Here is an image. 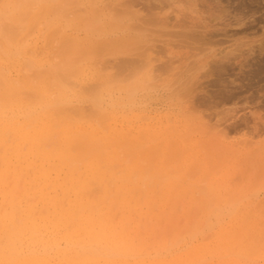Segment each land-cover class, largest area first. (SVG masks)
Segmentation results:
<instances>
[{"label": "rangeland", "instance_id": "1", "mask_svg": "<svg viewBox=\"0 0 264 264\" xmlns=\"http://www.w3.org/2000/svg\"><path fill=\"white\" fill-rule=\"evenodd\" d=\"M20 1L0 0V20L6 22L15 16L12 21L9 20L11 23L8 25L12 24L13 27L16 23L13 29L19 32L15 37L13 35V39H8L11 30L8 31L4 26L7 23L2 25L3 21H0L1 27L4 26L5 31H8L5 32L8 36L3 38L10 41V44L6 41L5 44L3 40L0 47L5 53L2 55L3 52L0 51L2 57L0 72L9 80L6 89H16V86L19 88L15 90L19 93L16 98L10 100V105L0 107V240L5 242L12 235L9 228L7 230L4 228L6 219L3 217L6 214L8 215L5 216L6 218H15L14 221L18 223L21 214L17 210L21 206L25 211L30 210L33 218H40L38 220L46 222L47 230L39 234L41 242L38 245H50L60 239L61 244L63 238L69 237L74 244L80 239H90V236L101 237L104 240L106 227L108 231L110 230L106 234L114 237L113 247L117 246L118 253L123 255L120 256V260H115L120 264H264V51L260 53L257 50L261 43L264 44V41L261 42L264 40V21L259 22V18L264 16V0L191 1L197 5V16L201 19V23L203 25L207 21L209 23L204 33L212 35L216 33L213 38L216 36L218 39L214 40L221 41L209 48L212 57L209 54L207 60L208 70L210 64H217L219 60L218 64L224 65L222 66L225 67V71L220 77L213 75L210 77L208 71L204 69L206 64L197 70L198 75L194 74L196 81L194 80L191 87L193 91L190 90L187 95L174 94L170 87L175 76L169 73L178 72L179 74L176 75L181 74V76H178L177 81H183L187 75L196 71L194 67L197 69L200 65L195 66L197 56L200 55V58L205 55V52L198 51V47L201 48L199 44L192 42L188 44L176 38L170 39V43L167 41L150 43V47L142 53L143 56L140 55L143 57L140 59L148 60L141 69L127 71L118 69L116 65L122 58L121 55L111 54L114 55H110L109 58L112 59L105 58L104 61L102 58L98 59L96 55L94 57L89 55L84 57L85 60L78 59L79 61L75 60L77 62L72 61L73 64L68 63L75 67L79 62L80 67L75 69L74 75L67 77L66 80L71 83L66 80L64 82L68 83L66 92L71 96L68 101L71 103L66 105L69 106L67 112L64 109L59 114L50 101V98L57 93L50 85L51 76L58 72L57 67L62 62L61 57L64 60L66 56L62 52L65 49L58 46L59 36L77 38L76 43L82 39L78 43L82 44L84 41L81 47L87 49H91L87 45H91L93 40L95 41L92 45H97L100 43L98 39L106 38L109 41L107 38L111 40L115 38L114 41H117L120 36V39L124 37L128 39L133 35L129 26L137 23L138 17L146 14L149 8L148 11L154 14L158 11L161 15H168L170 27V24L174 23L172 21L175 16L179 14L172 4L176 0H170L171 2L168 0H165L166 2L163 0H78V2L74 0L72 4L66 6L65 13L62 14L57 12L50 14V11L44 12L41 9L46 6L55 10L56 4L58 6L60 2L64 3L62 0H49L47 3L50 5L46 0H39L41 3L37 0H22V4ZM182 1L184 4L185 0ZM182 1L178 0L174 5ZM216 1H219L220 5ZM18 2H20L19 7ZM32 2L41 5H36L35 8ZM214 2L225 12H218ZM12 4L16 9L12 8ZM120 6L125 7L126 11L129 8L127 11L129 15L126 16L128 18L117 16L116 11ZM107 7L112 10L108 9V12ZM158 7L162 8L158 9ZM4 9L8 16L3 14ZM17 9L23 20L18 16ZM90 9L98 16L99 21L95 24L96 32L89 30L90 27L84 22L86 17L88 19V16L93 15ZM214 11L221 17L217 16L214 19L211 15ZM253 12L255 13L252 14ZM244 14H247L246 17L243 16ZM179 15L183 16L181 13ZM181 17L179 16L180 20ZM237 18L241 19L235 23ZM68 19L73 20L70 22ZM19 20L25 21L24 25ZM82 22L85 24L83 25ZM123 25L124 28H121L120 26ZM1 27L0 33L4 32ZM250 27L256 29V34L242 39L243 48L237 46L240 51L235 49L234 43L238 44L241 41L235 42L238 37H230V35ZM200 29L197 31H201ZM103 33L106 35L104 36ZM78 43L77 45H80ZM249 44L254 48L250 53L245 51L244 46L246 45L247 48ZM193 45L198 46H196L197 50ZM10 46L11 48H8ZM230 51H232L231 55ZM241 52L244 57L241 56ZM185 55L188 56L186 60ZM234 55L240 56L237 58ZM24 60L32 64L28 61L24 63ZM182 60L183 64H181ZM221 60H224L223 63ZM56 62L57 64L59 62V65H56ZM28 64L37 66L38 69L35 70L37 69L38 72L33 71L31 66L29 67L31 70L25 67ZM163 65L172 68L175 65L177 68L176 71L174 68L173 71L168 68L166 70ZM162 67L163 69L160 70ZM186 67L191 69L186 71L188 69ZM188 71L194 72L188 73ZM187 78L188 76L185 79ZM129 86H137L135 90L133 89L135 93L130 96L126 92ZM3 87L2 89L0 87V94L4 90ZM39 91L46 97L44 102L40 100L42 97L34 100L36 94L40 97ZM92 97L99 99L97 106L92 105L94 100ZM98 112H104V116ZM198 129L199 131H196ZM219 130L226 133L223 132L226 138L221 134L222 132L219 133ZM186 132L191 133V136ZM213 134L214 136L217 134L218 137L221 134V136L217 140ZM181 136L187 143L182 142ZM244 140L249 142L248 147L242 146ZM129 142L132 146H129ZM136 142V145H139L137 147L140 148L138 150H135ZM216 142L223 147L220 148ZM232 145H235L236 151L231 147ZM229 146L227 153L223 148ZM206 151L212 152L207 154ZM207 155L210 157L204 159ZM153 170L156 172L154 173ZM159 172L161 176L163 175L161 179ZM13 210H16L15 213ZM6 211L8 213H5ZM43 217L45 219L42 220ZM30 231L29 228L26 230L24 242L26 245L32 243V246H35L33 240L35 235ZM50 231L53 232L52 235L56 240L49 235ZM11 243L13 246L17 244L15 240ZM64 247L63 243L59 247L52 245L51 252L56 254ZM108 250L115 251L112 247ZM134 255L135 261L132 259ZM136 255L140 256V259L136 258ZM147 255L148 259L145 257ZM1 261L0 259V264ZM59 261L60 264L69 262V260L54 259L55 263Z\"/></svg>", "mask_w": 264, "mask_h": 264}, {"label": "bare ground", "instance_id": "2", "mask_svg": "<svg viewBox=\"0 0 264 264\" xmlns=\"http://www.w3.org/2000/svg\"><path fill=\"white\" fill-rule=\"evenodd\" d=\"M15 1V0H14ZM20 1V0H19ZM22 1V0H21ZM20 1V2H21ZM32 1V0H31ZM33 1H35V0H33ZM37 1H39V0H37ZM41 1H43V0H41ZM49 0H46V3L48 2ZM61 1V0H60ZM59 1V2H60ZM62 1H64V3L63 2H60L61 4H59L58 6H56L55 5V7L56 8H54L55 10H53V8H49V7H46V6H44L45 8H41V9H43L44 10V12H47V11H50V14L51 13H56L57 12V14L59 13V14H62L64 11H65V9H66V6L67 5H69L71 2L73 3L74 2V0H62ZM90 1V0H89ZM150 1V0H149ZM163 1H165V0H163ZM168 1H170V0H168ZM171 1H173V0H171ZM170 1V2H171ZM176 1H178V0H176ZM176 1H173V6H175V9L178 11V13L180 14H183V16L181 17V15H179L177 12H176V14H178L182 19L180 20V18H179V16L178 15H176L175 16V19L172 21V22H174L173 24H170V27H169V22H170V20H169V17H168V15L167 16H164V15H161L158 11H157V13H155L154 14V12H151V11H146L147 13L146 14H143V15H141V16H139L138 17V19L136 20V22L137 23H133L132 24V26H129V28H130V31L133 33V35H131V37H129L130 36V34H129V36H127V37H129L128 39L126 38L125 39V37H124V39L122 38V39H120L121 38V36H120V38H118V40L116 41H114V39L115 38H113V40H111L110 38H107V39H109V41L108 40H106V38L103 40V39H96V42L98 41V42H100V43H98L97 45H92L93 44V42L95 41V40H93V42L91 43V45H87V47L88 48H90L91 47V49H87L86 47L85 48H82L81 47V45L82 44H84L83 42H82V44H80V43H78V42H80L79 40H78V44H80V45H77V43H76V41L77 40H75V39H77V38H73V39H71L70 37H64V38H62L61 36H59L58 38H60V39H57L58 40V46H60L61 48H63V49H65L64 51H62L63 53H65V55L66 56H64L65 57V59L64 60H62V57H61V61L62 62H60V60H59V62L61 63L60 64V66H56L57 68H59V70H58V72H57V70H56V74L55 75H53V76H51V74H49L52 78L53 77H55L54 79H52L51 78V80H50V85H52V89L53 88H55L56 89V91H57V93L55 94V95H53L51 98H50V101H51V104L53 103V106H55L56 107V109H55V111L56 112H58V114L59 113H61V111H64V109H66V112L68 111L67 109H68V107L66 106V105H68L67 103H69L68 101H69V94L66 92L67 91V89H68V83H64V82H66L68 79H67V77H69V76H72V75H74V73H75V69L76 68H78V64H79V62L77 63V66H75V67H73V65L71 66L70 64H71V62L72 61H75V60H77V61H79V60H83L84 59V57H86V56H88L89 57V55H93V57H94V55H96L97 56V58L98 59H101L102 58V60L104 61V59L105 58H109L110 57V55L111 54H114V55H121L122 56V58L119 60V61H117V62H119L117 65H116V67L118 68V69H120V70H122V71H127V70H135V69H141L144 65H146V61H148V60H142V59H140V58H143V57H141L140 55H142V53H144L145 51H146V48L148 49V47H150V43H155V42H157V41H167V43H170V39H174V38H176V39H179V40H182V41H186L185 43H190V42H192L193 44L195 43V44H199L200 46H201V48H199L197 45V47H198V51L200 52L201 51V53H204L205 52V55L204 56H202V57H200L199 58V56H197L198 58L196 59V64H195V66L197 67V65L198 64H200L199 66H198V68L196 69L195 67H194V71L196 70H200V68L202 67L203 68V66H205L206 64H207V60H208V58H209V54H210V51H209V48L211 47V46H215L216 44H219V43H221V41L220 40H214L215 38L216 39H218L216 36H215V38H213L214 36L213 35H216V33H214L213 35L212 34H205L204 32H206V30H205V28H206V25L208 24V26H209V23H208V21L203 25L201 22V19H199L198 18V10H197V5H195L194 3H192L191 1L192 0H185V1H187V2H185L184 1V4H182L183 3V1L182 2H180V3H178V4H175L174 5V3L176 2ZM207 1V0H206ZM250 1V0H249ZM20 2H18V7H19V3ZM40 2V1H39ZM56 2V1H55ZM77 2H78V0H77ZM94 2V1H93ZM127 2V1H126ZM125 2V3H126ZM137 2V1H136ZM166 2V1H165ZM170 2H167V3H170ZM193 2H195V1H193ZM217 2V1H216ZM216 2H214V4L215 5H217L216 4ZM219 2V1H218ZM217 2V3H218ZM229 2V1H228ZM250 2H252V1H250ZM23 2H21L20 4H22ZM34 2H32V4H33ZM36 3V2H35ZM41 3V2H40ZM39 3V4H40ZM54 3V2H53ZM71 3V4H72ZM90 3V2H89ZM161 3H162V1H161ZM166 3V4H167ZM177 3V2H176ZM14 4V3H13ZM12 4V5H13ZM38 3H36V4H33L34 5V7L36 8L37 6L36 5H39ZM48 4V3H47ZM99 4V3H98ZM115 4V3H114ZM118 4H121V3H118ZM126 4H128V2L126 3ZM163 4H165V3H163ZM213 4V3H212ZM211 4V5H212ZM219 4V3H218ZM243 4V3H242ZM252 4V3H251ZM41 5V4H40ZM45 5V4H44ZM48 5H50V4H48ZM47 5V6H48ZM78 5V4H77ZM124 5V4H123ZM185 5V6H184ZM215 5H212V6H215ZM220 5V4H219ZM222 5V4H221ZM54 6V5H53ZM91 6V5H90ZM115 6V5H114ZM157 6V5H156ZM172 6V7H173ZM3 7V6H2ZM39 8H40V6H38ZM42 7V6H41ZM73 7V6H72ZM78 7V6H77ZM104 7V6H103ZM148 7V6H147ZM171 7V8H172ZM209 7H211V6H209ZM216 7V6H215ZM219 6L217 5V8H218ZM243 7V6H242ZM12 8H15L16 9V6L14 7V5H13V7ZM79 8V7H78ZM89 8V7H88ZM112 8H114V7H112ZM125 8V7H124ZM122 6H120V8L116 11V13H117V16H128L129 14H128V12L127 11H129V8H128V10L126 11V9H124ZM160 7H158V9H159ZM162 8V7H161ZM160 8V9H161ZM217 8H213L215 11L217 10ZM11 9V8H10ZM73 9V8H72ZM82 9V8H81ZM92 9V8H91ZM91 9H90V11H91ZM97 9H101V8H97ZM105 9V8H104ZM108 9H110V8H108L107 7V11H108ZM115 9V8H114ZM173 9V8H172ZM212 9V8H211ZM242 9V8H241ZM5 10V9H4ZM34 10V8L32 9V11ZM68 10V9H67ZM75 10H77V9H75ZM84 10V9H83ZM110 10H112V9H110ZM132 10V9H131ZM131 10H130V12H131ZM207 10H209V9H207ZM244 10V9H243ZM7 11H9V10H7ZM17 11H18V9H17ZM16 11V12H17ZM72 11V10H71ZM210 11V10H209ZM215 11H214V15L213 14H211L212 15V17L214 18V19H216L217 18V16H218V14L216 13L215 14ZM218 12H225V10H223V9H219L218 8V10H217ZM236 11H238V9L236 10ZM5 12H6V10L4 11V15H7V14H5ZM42 12V11H41ZM68 12V11H67ZM86 12V11H85ZM89 12V11H88ZM92 12V16L90 15V16H88L89 18L88 19H84V22L86 23V26H88V27H90V29L89 30H94L95 32H96V28H97V26L95 25L96 24V22L97 21H99V20H97V15H95V12H93V10L91 11ZM100 12V11H99ZM103 12V11H102ZM109 12V11H108ZM201 12V11H200ZM212 12V11H211ZM240 12V11H239ZM250 12V11H249ZM7 13V12H6ZM13 13H15V12H13ZM13 13H11V14H13ZM65 13V12H64ZM69 13H70V10H69ZM74 13H76V12H74ZM105 13V12H104ZM111 13V12H110ZM165 13V12H164ZM255 12H253L252 14H254ZM18 16L19 17H21V14H20V12L18 11ZM34 14H35V12H34ZM39 14V13H38ZM37 14V15H38ZM49 14V13H48ZM67 14V13H66ZM222 14V13H221ZM220 14V15H221ZM251 14V13H250ZM3 15V16H4ZM10 15V14H9ZM16 15V14H15ZM45 15V14H44ZM56 15V14H55ZM77 15V14H76ZM99 15H100V13H99ZM104 15V14H103ZM223 15V14H222ZM246 15L247 14H244L243 16L244 17H246ZM2 16V15H1ZM8 16V15H7ZM13 16H14V14H13ZM17 16V17H18ZM49 16V15H48ZM66 16V15H65ZM82 16V15H81ZM223 16H225V15H223ZM222 16V17H223ZM250 16V15H249ZM15 17V16H14ZM14 17H12L13 19H14ZM44 17V16H43ZM52 17V16H51ZM54 17V16H53ZM83 17H85V16H83ZM106 17V16H105ZM211 17V16H210ZM218 17H221V16H218ZM1 18V17H0ZM3 18H5V16L3 17ZM2 18V19H3ZM39 18V17H38ZM47 18V17H46ZM108 18V17H107ZM123 18V17H122ZM126 18H128V17H126ZM200 18H201V15H200ZM13 19H9V20H13ZM18 19V18H17ZM17 19H16V22H17ZM20 19H22V17L20 18ZM37 19V18H36ZM53 19H55V18H53ZM239 19H241V18H239ZM239 19L237 18L236 20H235V23H238V21H239ZM6 20V19H5ZM9 20H7L6 22H4L3 20H0V21H3V22H1L2 23V25H4L5 23H7V25L5 24L4 26H6V29L8 30V31H10L11 30V35L10 34H8V35H6V33L5 32H7L8 33V31L6 30L5 31V29L3 28V27H1V25H0V27L4 30V32H1L0 33V47L2 46V42H3V40H4V43H5V41L7 40V39H4L3 38V36L6 38V36H8V39L10 38V39H13V35H14V37H15V35H17V32H18V30L16 29V31H15V29H13V27L15 28L16 27V23H15V21H13L14 23H15V26H13V27H11L12 26V24L10 25H8V23H11V21L9 22ZM23 20V19H22ZM47 20V19H46ZM45 20V21H46ZM56 20V19H55ZM69 21L70 20H73V19H68ZM103 20V19H102ZM108 20V19H107ZM106 20V21H107ZM121 20V19H120ZM123 20V19H122ZM169 20V21H168ZM199 20V21H198ZM204 20V19H203ZM20 21V23H23L22 25H24V23H25V21H21V20H19ZM44 21V22H45ZM126 21V20H125ZM182 21V22H181ZM260 21H264V16H262L261 18H259V22ZM12 22V23H13ZM67 22V21H66ZM71 22V21H70ZM77 22H79V21H77ZM102 22V21H101ZM100 22V23H101ZM114 22V21H113ZM203 22H205V21H203ZM210 22V21H209ZM83 23V22H82ZM85 23H83V25L85 24ZM106 23V22H105ZM128 23V22H127ZM129 23H130V21H129ZM44 24V23H43ZM50 24V23H49ZM53 24V23H52ZM107 24V23H106ZM114 24L115 25H117L116 24V22H114ZM14 25V24H13ZM18 25H19V23H18ZM22 25H20V26H22ZM46 25V24H45ZM67 25H69V24H67ZM77 25V24H76ZM125 25H126V23H125ZM7 26H8V28H7ZM49 26V25H48ZM118 26V25H117ZM12 29H11V28ZM23 27V26H22ZM99 27V26H98ZM119 27V26H118ZM117 27V28H118ZM121 28L123 27L124 28V25L123 26H120ZM127 27H128V25H127ZM198 27H200V28H202V29H200V28H198ZM10 28V29H9ZM83 28V27H82ZM110 27H108V29H109ZM112 28V27H111ZM1 29V30H2ZM20 29V28H19ZM100 29V28H99ZM103 29H104V27H103ZM107 29V30H108ZM125 29H127L126 27H125ZM197 29L199 30H201V31H197ZM204 29V31H202ZM209 29V27L207 28V30ZM2 30V31H3ZM12 30H13V34H12ZM21 30V29H20ZM19 30V31H20ZM105 30V29H104ZM104 30H100V31H104ZM120 30V29H119ZM256 29H254L253 27H250V28H247V29H245V30H242V31H240V32H235V33H232L231 35H230V37H238L237 39H235V42L236 41H238V40H240L241 42H238V44H236V43H234L235 44V49L237 48V46L238 47H240L241 45H242V39H244V38H246V37H248L249 35L250 36H254L255 34H256V32L257 31H255ZM14 31L16 32L15 34H14ZM84 31H85V29H84ZM99 31V32H100ZM113 31V30H112ZM111 31V32H112ZM116 31H117V29H116ZM124 31V30H123ZM129 31V32H130ZM212 31V30H211ZM210 32V31H209ZM4 33V34H3ZM88 33V32H87ZM105 33V32H104ZM104 33H103V35H104ZM114 33H115V31H114ZM18 34H19V32H18ZM65 34V33H64ZM89 34H91V33H89ZM96 34V33H95ZM101 34V33H100ZM122 34V33H121ZM225 34V33H224ZM106 35V34H105ZM104 35V36H105ZM108 35V34H107ZM123 35V34H122ZM208 35V36H207ZM223 35V34H222ZM10 36H12V38L10 37ZM83 36H85L84 34H83ZM90 36V37H89ZM89 36H86V37H89V38H91V35H89ZM102 36V35H101ZM110 36H111V34H110ZM117 36V35H116ZM115 36V37H116ZM219 36V35H218ZM226 36V35H225ZM118 37V36H117ZM140 37V38H139ZM88 38V39H89ZM95 38H97V36L95 37ZM80 39V38H79ZM87 39V40H88ZM117 39V38H116ZM75 40V41H74ZM91 40V39H90ZM111 40V41H110ZM120 40H122V41H120ZM92 41V40H91ZM120 43H119V42ZM176 41V40H175ZM262 41H264V40H261V42ZM6 42H9L8 44H10V41L8 40V41H6ZM31 42V41H30ZM56 42V41H55ZM88 42V41H87ZM172 42H174V40L172 41ZM244 42V41H243ZM12 43V42H11ZM57 43V42H56ZM89 44H90V42H88ZM87 43V44H88ZM116 44V43H119L118 45L116 44V46H112L113 44ZM159 43V42H158ZM258 44L260 43L259 41L257 42ZM6 44V43H5ZM31 44V43H30ZM95 44V43H94ZM157 44V43H156ZM166 44V43H165ZM24 45V44H23ZM22 45V46H23ZM86 45V44H85ZM167 45H169V44H167ZM171 45V44H170ZM182 45V44H181ZM187 45V44H186ZM260 45V44H259ZM262 45H264V44H262L261 43V45L260 46H258L259 47V49H257L260 53H262V51H264V46H262ZM21 46V47H22ZM55 46V45H54ZM84 46V45H83ZM154 46V45H153ZM157 46V45H156ZM159 46V45H158ZM195 45H193V48L194 47H196ZM245 46V51H247L248 53H250L254 48H253V45L252 44H249V46H247V48H246V45H244ZM6 47H7V45H6ZM13 47V46H12ZM18 47V46H17ZM186 47L187 46H185V49H186ZM197 47H196V50H197ZM8 48H11V46L10 47H8ZM18 48H20V47H18ZM51 48V47H50ZM55 48H57L56 46H55ZM59 48V47H58ZM241 48H243V46H241ZM151 50H153V48H150ZM149 49V50H150ZM155 49V48H154ZM171 49V48H170ZM200 49V50H199ZM212 49V48H211ZM234 49V50H235ZM238 49V48H237ZM10 50V49H9ZM56 50V49H55ZM58 50H60V49H58ZM156 50V49H155ZM158 50V49H157ZM164 50V49H163ZM195 50V49H194ZM239 51H240V49H238ZM237 50V51H238ZM1 51V50H0ZM57 51V50H56ZM154 51V50H153ZM171 51V50H170ZM209 51V52H208ZM233 51V50H232ZM232 51H230L229 53H230V55L232 54ZM1 52H3V51H1ZM13 52H14V50H13ZM158 52V51H157ZM194 52V51H193ZM10 53V52H9ZM12 53V52H11ZM51 53H52V51H51ZM59 53V52H58ZM174 53V52H173ZM233 53H234V51H233ZM242 53L243 52H241V56H243L244 57V55H242ZM247 53V54H248ZM1 54V53H0ZM5 53L3 52V54L2 55H4ZM14 54H16V53H14ZM13 54V55H14ZM50 54V53H49ZM55 54V53H54ZM68 54V55H67ZM179 54V53H178ZM200 54V53H199ZM207 54V55H206ZM1 55V56H2ZM7 55H9V54H7ZM7 55H5V56H7ZM12 55V56H13ZM21 55V54H20ZM52 55H53V53H52ZM56 55V54H55ZM59 55L61 56L62 55V53L60 54L59 53ZM114 55H111V56H114ZM175 55H176V53H175ZM15 56H17V54L15 55ZM54 56V55H53ZM57 56V55H56ZM63 56V55H62ZM95 56V57H96ZM138 56H140L139 57V59H138ZM143 56V55H142ZM174 56V55H173ZM186 56V55H185ZM192 55H190V57H191ZM213 56H214V54H213ZM235 56V55H234ZM238 56H240V55H238ZM238 56L236 55L235 57H237L238 58ZM4 57V56H3ZM29 57V56H28ZM55 57V56H54ZM116 57V56H115ZM118 57V56H117ZM176 57V56H175ZM188 56H186V58H185V60L186 59H188L187 58ZM210 57H212V55L210 54ZM225 57V56H224ZM223 57V58H224ZM232 57H233V55H232ZM2 57H0V59H1ZM5 58V57H4ZM53 58V57H52ZM91 58V57H90ZM169 58V57H168ZM239 58H241V57H239ZM79 59V60H78ZM88 59V58H87ZM96 59V58H95ZM109 59H112V58H109ZM171 59V58H170ZM211 59V58H210ZM209 59V60H210ZM225 59V58H224ZM56 60V59H55ZM85 60V59H84ZM178 60H180L179 58H178ZM229 60V59H228ZM25 61H28V60H24V63H25ZM77 61H75V62H77ZM114 61H115V59H114ZM150 61V60H149ZM168 61H169V59H168ZM191 62H192V60H190ZM189 61V62H190ZM216 61V60H215ZM222 61H224V60H221V63H223ZM226 61H227V58H226ZM55 62V61H54ZM59 62H58V64H57V62H56V65H59ZM96 62H97V60H96ZM152 62V61H151ZM181 62V61H180ZM209 62H211V61H209ZM218 62L220 63V60L219 61H217L216 63L217 64H214V65H212V64H210L209 65V70H208V64H207V66H206V68H204V69H206V72L208 71V73L210 74H207L206 73V75H209L210 77L213 75V76H217V77H220L221 76V74L222 73H224V71H225V67H223L224 65L223 64H218ZM228 62V61H227ZM28 63H31L30 61H28ZM68 63H70V64H68ZM82 63V62H81ZM110 63V62H109ZM27 64V63H26ZM32 64V63H31ZM53 64V63H52ZM72 64H73V62H72ZM76 64V63H75ZM167 64V63H166ZM171 64H173V63H171ZM181 64H183V60H182V63ZM55 65V64H54ZM188 64L186 63V66H187ZM223 65V66H222ZM31 65H26L25 67H27L28 69H32L33 71L35 70V68H37L38 69V67L36 66H33V68H32V66L30 67ZM51 66H53V65H51ZM85 66V65H84ZM102 66V65H101ZM113 66V65H112ZM164 66V65H163ZM181 66V65H180ZM194 65H192V67H193ZM30 67V68H29ZM80 67V66H79ZM111 67V66H110ZM161 67V66H160ZM179 67V66H178ZM185 67V66H184ZM190 67H191V65H190ZM189 67V68H190ZM41 68V67H40ZM48 68H51V67H48ZM55 68V67H54ZM56 68V69H57ZM84 68V67H83ZM164 68L167 70V68L169 69V70H172L173 71V68H174V70L177 68H175V65H174V67L172 68V66H170L169 67V65H166V66H164ZM171 68V69H170ZM180 68V67H179ZM178 68V69H179ZM186 68H188V67H186ZM186 69V71L187 70H190V69ZM30 69V70H31ZM36 69V70H37ZM43 69V68H42ZM53 69V68H52ZM79 69V68H78ZM163 69V67L162 68H160V70H162ZM203 69V70H204ZM25 70V69H24ZM35 70V72H38V71H36ZM81 70V69H80ZM102 70V69H101ZM104 70V69H103ZM157 70H159V69H157ZM184 70V69H183ZM0 71H2V70H0ZM44 71V70H43ZM48 72H49V70H47ZM176 71V70H175ZM181 71V70H180ZM194 71H188V73L190 72V73H192V72H194ZM194 72V73H192V74H189V75H187L188 76V78L187 79H185V81H184V79H183V81H177L178 79H179V77L181 76V74H180V76L178 77L176 74L178 73V72H176V74H175V72L173 73H169V74H172V76L174 77V79L172 80V87H170L171 86V84L170 85H168L169 87H170V89L172 90V92L174 93V94H185V95H187L188 94V92L190 91V90H192L191 89V87H192V85H193V82H194V80H195V78H196V76L194 75V74H196V75H198V71L197 72ZM5 72V71H4ZM35 72H33L34 74H35ZM40 72V71H39ZM51 72V71H50ZM49 72V73H50ZM82 72V71H81ZM80 72V73H81ZM101 72V71H100ZM153 72V71H152ZM185 72V71H184ZM201 72V71H200ZM42 73V72H41ZM55 73V72H54ZM53 73V74H54ZM162 73V72H161ZM32 74V73H31ZM44 74V73H43ZM46 74V73H45ZM147 74V73H146ZM152 74H154V73H152ZM179 74V73H178ZM9 75V74H8ZM81 75V74H80ZM99 75H101V74H99ZM98 75V76H99ZM185 75V74H184ZM13 76V75H12ZM49 76V77H50ZM102 76V75H101ZM115 76V75H114ZM26 77H27V75H26ZM81 77V76H80ZM27 78H30V77H27ZM33 78V77H32ZM34 78H36V77H34ZM102 78V77H101ZM141 78V77H140ZM147 78H148V76H147ZM182 78V77H181ZM180 78V79H181ZM67 79V80H66ZM156 79V78H155ZM66 80V81H65ZM70 80V79H69ZM101 80V79H100ZM8 79L6 78V76H4L1 72H0V87H1V89H2V87L3 86H5V88H4V90H3V92L0 94V107H2L3 108V106H5V107H7L8 105H10L9 104V102H10V100H12L13 98H16V96L18 95V93L19 92H17V91H15L16 89H19L17 86H16V89L15 88H13L12 90H14V91H12V90H10V89H6V84L8 83ZM89 81V80H88ZM196 81V80H195ZM198 81V80H197ZM20 82V81H19ZM67 82H70V81H67ZM105 82H108V81H105ZM111 82V81H110ZM134 82V81H133ZM168 82V81H167ZM219 82V81H218ZM28 83H30V82H28ZM71 83V82H70ZM102 83V82H101ZM163 83V82H162ZM32 84V83H31ZM49 84V83H48ZM46 85V86H48V87H50L49 85ZM96 84H97V81H96ZM106 84V83H105ZM74 85V84H73ZM131 85V84H130ZM15 86V85H14ZM93 86H95V85H93ZM91 87V86H90ZM137 87V86H136ZM136 87L135 86H129V88L127 89V94H128V96H130V95H132L133 93H135V89H136ZM140 87V86H139ZM138 87V88H139ZM21 88V87H20ZM33 88H35V87H33ZM78 88H79V86H78ZM0 89V90H1ZM54 89V90H55ZM80 89V88H79ZM134 89V90H133ZM140 89V88H139ZM194 89H196V88H194ZM38 90H40V89H38ZM49 90H50V88H49ZM102 90V89H101ZM193 91V90H192ZM15 92V93H14ZM17 92V93H16ZM22 92V91H21ZM20 92V93H21ZM34 92V91H33ZM32 92V93H33ZM69 92V91H68ZM24 93V92H23ZM39 95H40V97L37 95L38 94V91H37V94H36V96L38 97H36L35 96V93H34V97H36L34 100H36V99H39V98H41L42 97V99H40V100H42L43 102H44V100H46V97L45 96H43V92L41 93L40 91H39ZM73 93V92H72ZM76 93V92H75ZM187 93V94H186ZM26 94V93H25ZM68 94V95H67ZM74 94V93H73ZM177 94V95H178ZM95 95V94H94ZM26 96V95H25ZM29 96V95H28ZM127 96V95H126ZM33 97V96H32ZM33 97V98H34ZM71 97V96H70ZM26 98V97H25ZM29 98V97H28ZM93 98V97H92ZM23 99H24V96H23ZM30 99H31V97H30ZM94 99V98H93ZM96 99V98H95ZM93 100L92 101V105H95V106H97V104H98V101H99V99L97 100ZM26 101V100H25ZM30 101V100H29ZM42 101H40V102H42ZM91 101V100H90ZM129 101V100H128ZM5 102V103H4ZM31 102H32V100H31ZM30 102V103H31ZM7 103V104H6ZM38 103V102H37ZM71 103V102H70ZM69 103V104H70ZM89 105H91V104H89ZM45 106V105H44ZM94 106V107H95ZM44 109V108H43ZM72 109V108H71ZM69 111H70V109H69ZM83 111V110H82ZM98 111V110H97ZM84 112V111H83ZM92 112H94V111H92ZM35 113V112H34ZM63 113V112H62ZM80 113H82V112H80ZM95 113V112H94ZM98 113H100V112H98ZM103 115H101V116H104V112H101ZM100 113V114H101ZM65 114V113H64ZM99 114V115H100ZM109 114V113H108ZM110 114H112L111 112H110ZM100 116V117H101ZM110 116V115H109ZM112 116V115H111ZM7 117V116H6ZM66 117V116H65ZM14 118V117H13ZM61 118V117H60ZM105 118V117H104ZM106 118H108V117H106ZM111 118V117H110ZM56 119H58L57 117H56ZM62 119V118H61ZM102 119V118H101ZM65 120V119H64ZM104 120V119H103ZM106 120V119H105ZM70 122V121H69ZM195 124V123H194ZM104 126V125H103ZM102 126V127H103ZM190 126V125H189ZM206 127V126H205ZM205 127H203V128H205ZM177 128V127H176ZM190 128H191V126H190ZM207 128V127H206ZM228 128V127H227ZM171 129H173V128H171ZM196 129H197V127H196ZM199 129H200V127H199ZM199 129L198 130H196V131H199ZM219 129V128H218ZM217 129V130H218ZM221 130H223V129H221ZM225 130V129H224ZM107 131V130H106ZM193 131V130H192ZM208 131V130H207ZM220 131V130H219ZM141 132V131H140ZM222 132V133H221ZM223 132L224 131H220L219 133H221V134H223ZM139 133V132H138ZM173 133V132H172ZM187 133V132H186ZM186 133H184V134H186ZM189 133V132H188ZM187 133V134H188ZM193 133H195L194 131H193ZM197 133V132H196ZM199 133V132H198ZM202 133H204V132H202ZM206 133V132H205ZM225 133V132H224ZM54 134V133H53ZM141 134V133H140ZM139 134V135H140ZM186 134V135H187ZM191 134V133H190ZM190 134H188L189 136H191ZM212 134V133H211ZM215 134V133H214ZM214 134H213V136H214ZM218 134V133H217ZM216 134V135H217ZM221 134L219 135V137L221 136ZM226 134V133H225ZM225 134H223L224 136H225ZM142 135V134H141ZM177 135V134H176ZM175 135V136H176ZM182 135V134H181ZM199 135V134H198ZM214 136V137H217L216 139L218 140V136ZM78 136V135H77ZM149 136V135H148ZM153 136V135H152ZM168 136V135H167ZM171 136V135H170ZM179 136V135H178ZM193 136V135H192ZM228 136V135H227ZM138 137V136H137ZM142 137V136H141ZM184 137V136H183ZM188 137V136H187ZM198 137V136H197ZM82 138V137H81ZM177 138V137H176ZM178 138H180V137H178ZM225 138H226V136H225ZM225 138H223V139H225ZM187 139V138H186ZM222 139V138H221ZM115 140V139H114ZM141 140V139H140ZM155 140V139H154ZM181 140H183L182 142L183 143H185L184 142V140L185 139H182V136H181ZM245 140H247V139H245ZM244 140V142H243V144L244 145H242L243 147H245V145H247V147L250 145L249 144V142L248 141H245ZM79 141V140H78ZM84 141V140H83ZM82 141V142H83ZM116 141V140H115ZM128 141H130V140H128ZM134 141V140H133ZM153 141V140H152ZM163 141V140H162ZM166 141H168V140H166ZM190 141V140H189ZM188 141V142H189ZM225 141V140H224ZM249 141H250V143H251V140L249 139ZM111 142V141H110ZM170 142V141H169ZM177 142V141H176ZM198 142V141H197ZM201 142V141H200ZM203 142H204V140H203ZM43 143V142H42ZM121 143H123V142H121ZM187 143V142H186ZM202 143V142H201ZM217 143V142H216ZM84 144V143H83ZM132 143H130L129 142V146L131 145ZM137 144V142L135 143V145ZM141 144V143H140ZM203 144V143H202ZM207 144V143H206ZM218 145L220 144V143H217ZM222 144V143H221ZM47 145V144H46ZM80 145V144H79ZM87 145V144H86ZM124 145V144H123ZM128 145V144H127ZM135 145H133V146H135ZM175 145H176V143H175ZM199 146H200V144H198ZM197 145V146H198ZM214 145V144H213ZM241 145V144H240ZM45 146V145H44ZM98 146V145H97ZM132 146V145H131ZM137 146H139V145H136L135 147H137ZM159 146V145H158ZM216 146V145H215ZM225 146V145H224ZM235 145H232L231 147H233V149L235 148L234 147ZM237 146V145H236ZM1 147V146H0ZM95 147V146H94ZM99 147V146H98ZM135 147H131V148H135ZM155 147H157V146H155ZM219 147L221 148V147H223V146H221V145H219ZM246 147V148H247ZM74 149H76L75 147H73ZM154 148V147H153ZM230 148V146L228 147V148H223V149H226V151H227V149H229ZM5 149V148H4ZM94 149V148H93ZM98 149V148H97ZM138 149H140V148H138L137 147V149L135 148V150H138ZM145 149V148H144ZM148 149H150V148H148ZM217 149V148H216ZM128 150H130V149H128ZM134 150V151H135ZM151 150V149H150ZM158 150V149H157ZM160 150H161V148H160ZM178 150V149H177ZM235 151H236V149H234ZM133 151V150H132ZM152 151V150H151ZM182 151V150H181ZM185 150L183 149V152H184ZM219 151H220V149H219ZM222 151V150H221ZM231 151H233L232 149H231ZM137 152H140V151H137ZM136 152V153H137ZM207 152V151H206ZM210 152H212V151H210ZM209 151L207 152V154H211ZM101 153V152H100ZM128 153V152H127ZM133 153V152H132ZM158 153V152H157ZM176 153H178V152H176ZM227 153H228V151H227ZM105 154V153H104ZM103 154V155H104ZM122 154V153H121ZM76 155V154H75ZM102 155V154H101ZM134 155V154H133ZM159 155V154H158ZM169 155H171V154H169ZM176 155H178L179 156V154H176ZM191 155V154H190ZM215 155V154H214ZM78 156V155H77ZM89 156V155H88ZM137 156L139 157V155L137 154ZM165 156V155H164ZM208 156V155H207ZM204 157V159L205 158H209L210 156H208V157ZM223 156V155H222ZM83 157V156H82ZM131 157V156H130ZM155 157H157V156H155ZM181 157V156H180ZM217 157V156H216ZM81 158V157H80ZM174 158V157H173ZM100 159H101V157H100ZM134 159H135V157H134ZM156 159V158H155ZM131 160V159H130ZM139 160V159H138ZM173 160V159H172ZM181 160V159H180ZM8 161V160H7ZM75 161H77V160H75ZM140 161V160H139ZM80 162H81V160H80ZM127 162V161H126ZM142 162H143V160H142ZM153 162V161H152ZM210 162V161H209ZM174 163V162H173ZM80 164V163H79ZM148 164V163H147ZM162 164V163H161ZM194 164V163H193ZM209 164V163H208ZM143 165V164H142ZM202 165V164H201ZM8 166V165H7ZM170 167V166H169ZM188 167V166H187ZM213 167V166H212ZM181 168V167H180ZM178 169V168H177ZM190 169V168H189ZM195 169V168H194ZM142 171V170H141ZM174 171V170H173ZM180 171H182V170H180ZM195 171H197V170H195ZM216 171L218 172V170L216 169ZM153 172L155 173L156 171H154L153 170ZM213 172V171H212ZM172 173V172H171ZM141 174V173H140ZM159 174V176H161L160 175V172L158 173ZM149 175V174H148ZM151 175H153V174H151ZM209 175V174H208ZM131 176H134V175H131ZM163 176V175H162ZM160 177L159 179H161V178H163V177ZM153 177V176H152ZM156 178V177H155ZM155 178H153V181L155 180ZM48 179V178H47ZM161 181V180H160ZM165 181V180H164ZM9 185V184H8ZM89 185V184H88ZM151 185V184H150ZM19 186V185H18ZM17 186V187H18ZM99 187V186H98ZM110 187V186H109ZM108 188V187H107ZM152 189V188H151ZM112 190V189H111ZM194 190H195V188H194ZM86 191V190H85ZM141 191V190H140ZM103 192V191H102ZM87 193H89V192H87ZM113 193V192H112ZM135 193V192H134ZM133 193V194H134ZM212 193V192H211ZM30 194V193H29ZM29 194H27V195H29ZM106 195V194H105ZM120 195V194H119ZM215 195V194H214ZM155 196V195H154ZM197 197H198V195H197ZM115 198V197H114ZM194 198V197H193ZM33 199V198H32ZM35 199V198H34ZM53 199V198H52ZM6 200V199H5ZM50 200V199H49ZM172 200V199H171ZM33 201V200H32ZM51 202V201H50ZM177 202V201H176ZM4 203H6V201L4 202ZM4 203L2 204V205H4ZM99 203V202H98ZM9 204H11V203H9ZM1 205V206H2ZM53 205V204H52ZM51 205V206H52ZM153 205V204H152ZM50 206V207H51ZM113 206V205H112ZM18 207V206H17ZM178 207V206H177ZM15 208H16V204H15ZM14 208V209H15ZM54 208V207H53ZM113 209V208H112ZM11 210V209H10ZM14 212L13 213H15V211L16 210H13ZM18 212H19V214H21V218H20V216H19V218H20V220H19V222L18 223H16V221H14V219L15 218H13V219H10V218H6L7 216H6V214H5V216L3 217V219H6V221H4L5 222V224H4V228H6V230L8 229V230H10V232H11V237L13 236V238H9L8 240H6L5 242H3L2 240H0V259L2 260L1 261V263L2 264H60V261H59V263H55L54 262V259H58V260H62V259H64V260H69V262H68V264H92V263H94V264H120V263H116L115 262V260L117 261V260H120L121 259V257H123V255L121 254H119L118 253V251H117V249H119L116 245V247L114 248L113 246H114V243H113V238L114 237H112V236H110L109 234H106V233H109V231L107 230V228L105 227V226H103V227H105V231H104V237L106 236V239H104V240H102L101 239V237H97V236H90V239L89 238H84L85 240H83V239H80L79 240V242L75 245L74 243H72L71 242V237H69V238H63V244H65V247L63 248V249H60L56 254H54V253H52L51 252V248H52V245L54 246V245H57L58 247L62 244H60V242H61V239L60 240H58L57 242L56 241H54V242H56V243H53V244H50V245H46V244H42V245H38L39 244V242H41V236L39 235V234H41L42 232H45V230H47V227L45 226L46 225V222H43V221H40V220H38V219H40V218H33L32 217V214H31V212H30V210H23V208L20 206V207H18V210H17ZM42 211V210H41ZM40 211V212H41ZM49 211V210H48ZM155 211H156V209H155ZM5 213H8L7 211L5 212ZM35 213H37V212H35ZM164 213V212H163ZM40 215V214H39ZM117 216V215H116ZM13 217V216H12ZM166 217V216H165ZM174 217V216H173ZM172 217V218H173ZM47 218V217H46ZM42 220L43 219H45V217H43V218H41ZM55 220V219H54ZM164 222H165V220H164ZM153 224V223H152ZM176 224V223H175ZM127 225V224H126ZM125 225V226H126ZM168 225V224H167ZM171 225V224H170ZM1 226V225H0ZM130 226V225H129ZM177 226V225H176ZM188 226V225H187ZM29 228V230H31L32 231V233L35 235V236H33V237H35L33 240H34V244L36 243V245L35 246H32V243H30L31 245H26L25 244V242H24V234H25V232H26V230ZM167 228V227H166ZM187 228V227H186ZM175 229V228H174ZM101 230H103V228L101 229ZM182 230V229H181ZM30 231V232H31ZM179 231V230H178ZM93 232V231H92ZM99 232H100V230H99ZM98 232V233H99ZM113 232V231H112ZM140 232V231H139ZM52 233L53 232H49V235H52ZM82 232L80 231L79 232V234H81ZM94 234H95V232H93ZM98 233H96V235L98 234ZM111 233V232H110ZM114 233V232H113ZM112 233V234H113ZM142 233V232H141ZM79 234H76V235H79ZM86 234V233H85ZM93 234V235H94ZM84 235V234H83ZM115 235V234H114ZM166 235V234H165ZM235 235V234H234ZM86 236V235H85ZM84 236V237H85ZM101 236V235H100ZM75 237V236H74ZM152 237V236H151ZM159 237V236H158ZM163 237V236H162ZM52 238H54V235H52ZM78 239H79V237H78ZM166 239V238H165ZM16 241L17 242V244L15 245V246H13L12 245V241ZM54 240H56L55 238H54ZM138 240V239H137ZM147 240H149V239H147ZM75 241V240H74ZM133 243V242H132ZM29 244V243H28ZM122 245V244H121ZM29 246V247H28ZM136 246V245H135ZM109 247L111 248H113V250H115L114 252L113 251H109L108 249H109ZM124 247V246H123ZM127 248V247H126ZM158 248V247H157ZM148 249V248H147ZM170 249V248H169ZM168 249V250H169ZM144 250V249H143ZM142 250V251H143ZM161 250V249H160ZM184 250V249H183ZM125 251V250H124ZM124 251H122V252H124ZM162 251V250H161ZM256 251V250H255ZM111 252V253H110ZM151 252V251H150ZM156 252V251H155ZM166 252V251H165ZM252 252V251H251ZM142 253H144V251L142 252ZM140 256H141V254H139ZM121 256V257H120ZM140 256H138V255H136V258L138 257V259H140L139 257ZM158 256V255H157ZM165 256V255H164ZM128 257V256H127ZM133 258V260L135 259V255L134 256H132ZM145 257H147V259H148V255L147 256H145ZM152 257V256H151ZM150 257V258H151ZM62 258V259H61ZM126 258V257H125ZM89 260V261H88ZM132 260V261H133ZM136 260V259H135ZM134 260V261H135ZM144 260V259H143ZM67 262V261H66ZM137 262V261H136Z\"/></svg>", "mask_w": 264, "mask_h": 264}]
</instances>
